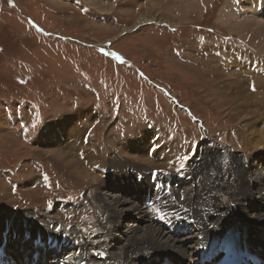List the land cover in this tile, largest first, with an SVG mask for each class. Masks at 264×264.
Here are the masks:
<instances>
[{
	"label": "rangeland",
	"instance_id": "obj_1",
	"mask_svg": "<svg viewBox=\"0 0 264 264\" xmlns=\"http://www.w3.org/2000/svg\"><path fill=\"white\" fill-rule=\"evenodd\" d=\"M258 1L264 5V0H207L203 7L191 0H0V222L9 220L19 231L35 225L50 231L62 226L75 235L80 230L88 234L91 250L115 249L106 244L110 214L96 188L74 186L49 156L41 157L47 137L65 144L69 136L82 138L92 109L103 119L90 121V145L70 144L71 157L81 161L98 149L110 154L124 145L116 144L122 137L149 128L161 133L164 144L184 146V163H169L160 173L172 184L177 178L189 181L179 172L189 171L194 149L207 141L244 156L235 128L242 117L255 115L258 107L250 102L255 91L242 86L237 71L228 72L237 60L222 64L215 54L237 49L242 58L256 60L245 61L264 64V14L252 13ZM259 81L264 87V77ZM79 115L84 129L62 136L58 125L66 120L71 125ZM124 149L120 157L131 160ZM144 150L136 154L145 160ZM114 152L101 165L110 185L115 178L109 169L119 158ZM125 218L115 244L128 239L131 226L138 233L145 225L138 216ZM19 241H12L18 243L14 252L21 249ZM107 256L113 259L102 252L98 261Z\"/></svg>",
	"mask_w": 264,
	"mask_h": 264
},
{
	"label": "bare ground",
	"instance_id": "obj_2",
	"mask_svg": "<svg viewBox=\"0 0 264 264\" xmlns=\"http://www.w3.org/2000/svg\"><path fill=\"white\" fill-rule=\"evenodd\" d=\"M191 1L194 6L202 7L207 2V0ZM252 4L244 2V5L251 9ZM252 13L261 16L264 14V8L258 9L257 14L255 11ZM263 24L264 21H261V25ZM231 69L232 71L236 69L237 77L244 88L248 86L250 90L252 85L255 87V92L250 95V99H253L250 101L251 106L258 107L256 111L253 110L256 112L254 118L249 115L242 117L241 123L237 129L235 128L237 139L246 155L233 154L230 149L211 146L212 140L207 141L199 145L187 171V177L192 182H190L191 188H188L189 181L181 183L177 178L173 186L172 184L155 186L161 188L155 191L152 183L150 184L152 172L155 170L161 172L166 170L169 163H175L180 158L179 154L182 153L184 146L174 142L164 144L160 140L161 133L149 129L148 132L141 131L132 137H122L119 142H115L117 147H121L123 142L127 148L124 149L123 145L115 149L119 151L116 153L119 154V158L109 169L111 180L115 178L114 184L110 185L106 184L104 175L106 167L101 165L110 159L115 150L110 154L103 149L84 153L85 155L82 156L84 161L72 158L69 152L70 144L82 148L90 145L87 136L88 126L93 119H103L101 113L94 109L87 110V116L84 117L88 121L87 130L82 138L77 134L74 135L76 142H73L74 136L68 137V133H79L80 129H84L79 119L83 117L79 115L78 119L73 121L71 124L75 125L73 128L68 124L69 120L62 121L60 125H56L60 126L59 132L62 136L68 137L67 144L63 143L60 137L54 139L45 137L47 139L45 144L48 143V147H43L41 157L49 156V160L56 163L60 172L66 174L74 186L96 188L100 202L110 214L107 224L111 229L106 237V244L109 248L115 247V249L111 253L110 251L106 253L101 247L91 250L86 241L88 234L80 230L77 233L79 240L73 233L75 239H72V234L62 226L50 231L35 225L30 230L19 231L14 229V223L3 219L0 222V245L3 238L9 241V244L6 249H0V264H48L47 261L51 256L54 260L50 261V264H163L165 262L215 264V259L222 258L221 254L224 255L226 245L222 241L226 240L231 230L244 231L239 233L245 254L256 259L257 263L264 264V259L259 255L264 257V166L259 167L264 165V87L262 80L259 81V78L264 77V68L259 66L258 62L239 59ZM247 105L249 109V102ZM242 106L245 105L242 103ZM258 123L261 124L260 128ZM68 125L70 128H67ZM80 139L81 145L78 144ZM63 140L67 141V138ZM139 148H148L144 150L147 151L145 154L147 159L144 160L136 154ZM123 149L128 150L131 160L120 157L124 153ZM153 149L155 151L152 159L148 154ZM129 155L126 157L129 158ZM143 162L148 163L150 168L147 169L145 164L142 165ZM144 169H147L149 174L147 173L145 179L139 183L138 175ZM161 176L160 174L159 181L164 182ZM117 182L118 186H116ZM183 183L187 185L189 183L186 189ZM149 187H151L150 193L147 192ZM118 189L123 190L121 194L111 192ZM183 189L184 193H182ZM111 194L116 195L114 201L110 200ZM135 214L145 222L141 232H133L134 227L131 226L128 239L122 241V244H115L117 240L113 237L117 236L121 216L127 215L129 218L125 219H133L137 218ZM7 229L9 236L4 237ZM14 238L17 240L20 238L21 249L17 252H14L18 244L12 242ZM29 239L33 240L32 245L38 240V245L26 248ZM70 240L78 244L72 245ZM2 251L7 252L4 257ZM102 252L111 255L113 259L107 256L108 258H104L103 262L98 261Z\"/></svg>",
	"mask_w": 264,
	"mask_h": 264
}]
</instances>
